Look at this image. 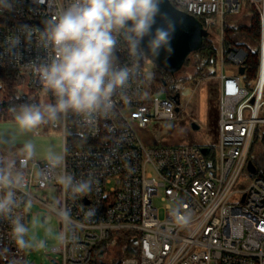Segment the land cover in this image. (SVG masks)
<instances>
[{"label": "built area", "instance_id": "2783aa9c", "mask_svg": "<svg viewBox=\"0 0 264 264\" xmlns=\"http://www.w3.org/2000/svg\"><path fill=\"white\" fill-rule=\"evenodd\" d=\"M169 1L192 16H210L207 29L215 20L222 27L217 47L218 149L146 141L143 131L155 119L173 118L178 99L155 97L161 89L154 62L144 68V61L135 60L120 38L116 66H139L126 92L131 100L113 98L114 117L62 115L64 162L59 167L35 155L21 164L22 154H0V159H15L24 175L18 196L59 217L60 241L44 248L57 254L52 264H264V179L251 172L249 179L244 176L256 128L264 124V0ZM67 2L19 0L15 12L0 14V70L28 72L33 85L43 87L32 68L50 53L40 38L43 20ZM245 5L259 14L258 74L247 86L240 68L248 52L228 41L223 28L224 19ZM22 26L34 31L25 33ZM13 36L19 37L15 46ZM144 71L152 78L141 84ZM65 174L76 181L89 179L92 189L74 193L59 182ZM160 191L166 201L163 218L154 204ZM88 209L95 210L91 219L85 215ZM16 213L25 223L31 219L23 204ZM125 233L137 243V253L107 258L101 245H118ZM26 252L11 240L10 221L0 218V264H27Z\"/></svg>", "mask_w": 264, "mask_h": 264}, {"label": "clouds", "instance_id": "9594fccd", "mask_svg": "<svg viewBox=\"0 0 264 264\" xmlns=\"http://www.w3.org/2000/svg\"><path fill=\"white\" fill-rule=\"evenodd\" d=\"M164 0H68L55 8L52 15L43 20L41 41L50 53L47 60L33 65L44 92L55 97V103L22 105L13 109L14 121L21 131H31L42 124L55 122L69 112L105 118L116 115L114 97L131 100L126 92L133 80L138 64L133 67H117L114 51L123 38L129 53L137 61H144V68L162 50L171 53V39L177 21L162 10ZM19 0H0V14L13 13ZM163 21L157 25V18ZM21 31L34 29L22 26ZM19 43L13 36L11 44ZM154 64V63H153ZM152 73L143 72L140 83L151 80ZM21 164L35 155L31 142L21 150ZM47 161L53 167L63 165L64 156L49 149ZM59 182L74 193L84 195L93 184L89 179L76 181L70 174L59 177ZM25 183L24 175L16 167L15 159H0V218L10 221V238L20 250L33 248L29 227L16 213L21 207L30 208L32 201L18 196ZM67 215V213H65ZM88 219L94 209L85 213ZM43 248L44 244H38Z\"/></svg>", "mask_w": 264, "mask_h": 264}, {"label": "rangeland", "instance_id": "374dc122", "mask_svg": "<svg viewBox=\"0 0 264 264\" xmlns=\"http://www.w3.org/2000/svg\"><path fill=\"white\" fill-rule=\"evenodd\" d=\"M254 18L259 14L256 7L245 5L243 10L236 14L227 16L224 19V32L229 27L249 26ZM212 19L209 18L208 22ZM215 25L207 29L208 35L214 40L218 47L219 36L222 27L218 21ZM240 34V35H239ZM237 32L236 41H248L247 37ZM258 38L249 40L248 43L254 48L257 46ZM198 63V64H197ZM199 62L198 53H190L183 67L176 73L167 77V87L157 91L155 97L163 98L167 94V89L172 88L179 95L177 100V109L174 117L170 119L153 120L143 131L145 139L148 142L160 145H190L208 150L213 148L217 151L219 145L218 118H219V80L217 79L218 70L215 75H205L203 78H197ZM209 71H212L211 69ZM26 79L20 86L13 89L0 91L1 100H13L12 102L22 105H42L46 103H55V97L49 92L45 93L43 87H34L29 85L28 72L23 73ZM10 92L11 94H9ZM12 96V97H11ZM23 98V100L21 99ZM19 110V108L17 109ZM196 126V127H195ZM71 128H69L70 130ZM264 128H261V132ZM260 132V133H261ZM31 142L35 147V156L46 159L49 149L54 153L62 154L63 147V116L55 122L42 124L31 131H21L15 124L14 119L0 121V154L11 156L22 154L21 150L25 143ZM73 139L69 138V143ZM252 147V146H251ZM253 145L252 153L256 150ZM262 148L260 149V152ZM244 176L250 178V171H244ZM164 192L160 191L154 199V204L159 209L160 217L163 218L166 201L162 200ZM54 204V203H53ZM31 219L26 223L29 227V238L33 242L32 251L27 250V264H52L56 259V253H46L44 248L50 249L57 245L61 237V228L59 226V217L51 210L40 204H32L30 207ZM46 219L42 222V217ZM44 247H38L39 243ZM119 245V244H118ZM111 242L107 248V258H118L123 255L122 246Z\"/></svg>", "mask_w": 264, "mask_h": 264}, {"label": "trees", "instance_id": "16d2710c", "mask_svg": "<svg viewBox=\"0 0 264 264\" xmlns=\"http://www.w3.org/2000/svg\"><path fill=\"white\" fill-rule=\"evenodd\" d=\"M198 19V21L202 24L203 28L207 30V27L209 25V22L207 21L210 16L202 15V16H194ZM215 25V22H213L210 25V28L212 29ZM237 32H242L241 35L244 37H247L248 41H236ZM226 38L231 43H239L242 45L248 52L247 60L245 61L244 71L241 73L242 78L244 80V84L247 86V82L249 80H253L257 77L258 74V67H259V57L258 52L256 48L252 47L249 42V40L256 39L259 37V20L258 18H254L251 22V25L249 26H239V27H228L226 29ZM240 35V34H239ZM199 54V62L201 63L198 66L197 74L195 75V81H197V78H203L206 74L207 75H215V73L218 70V50L216 44H214V40L211 38L210 35L205 37L202 41V44L200 47L193 51V53ZM192 53V52H191ZM188 59V56L186 60ZM185 60V62H186ZM198 64V63H197ZM154 69V77H155V83L157 86L160 87L161 90H163L167 83V77L166 72L163 71L162 68H158L155 64L153 65ZM212 71H209V70ZM171 76V75H170ZM26 79V76L23 73L11 71V70H0V91L6 90V89H13L17 86H20L22 82ZM28 83L32 86V89L35 88L33 86V80L31 75H28ZM165 86V87H164ZM11 94L10 92H8ZM174 95H177L174 89L169 88L167 89L166 96L172 97ZM12 97V96H11ZM23 100V98H21ZM13 100H1L0 101V121H8L11 119H14V113L13 109L20 108V104H16L12 102ZM264 128V124L258 125L256 128V132L254 135V139L252 142V147L249 152L248 162L251 161L256 171L254 173H251L252 176H259L264 179V131L261 132V128ZM261 132V133H260ZM255 143L257 145L256 150L254 153H252L253 145L255 147ZM262 148V151L260 152V149ZM129 233H125L121 237H119V246H122L123 254L126 256H134L137 253V243L133 242L129 238ZM109 244L108 242H104L101 247L107 249Z\"/></svg>", "mask_w": 264, "mask_h": 264}, {"label": "water", "instance_id": "95a60500", "mask_svg": "<svg viewBox=\"0 0 264 264\" xmlns=\"http://www.w3.org/2000/svg\"><path fill=\"white\" fill-rule=\"evenodd\" d=\"M162 10L175 19L177 25L171 39L172 52L168 53L162 50L159 57L153 58V62L174 73L183 66L187 56L200 47L203 39L208 36V32L197 18L176 8L169 0H164ZM162 23L163 21L158 17L156 26H160ZM243 71L244 68L241 67L240 72ZM175 97L179 99L178 94ZM247 168L251 173L256 171L251 161L248 162ZM42 222H44V217H42Z\"/></svg>", "mask_w": 264, "mask_h": 264}, {"label": "flooded vegetation", "instance_id": "af4514ba", "mask_svg": "<svg viewBox=\"0 0 264 264\" xmlns=\"http://www.w3.org/2000/svg\"><path fill=\"white\" fill-rule=\"evenodd\" d=\"M184 63H185V62H184ZM154 64H155L156 66H158V68H162V67H161L160 65H158L157 63L154 62ZM183 65H184V64H183ZM182 67H183V66H182ZM182 67H181V68H182ZM181 68H180V69H181ZM162 69H163V68H162ZM180 69H179V70H180ZM179 70L175 71L174 73L178 72ZM163 71L166 72V76H170V75L173 74V73H171L170 71H167V70H165V69H163Z\"/></svg>", "mask_w": 264, "mask_h": 264}, {"label": "bare ground", "instance_id": "6f19581e", "mask_svg": "<svg viewBox=\"0 0 264 264\" xmlns=\"http://www.w3.org/2000/svg\"><path fill=\"white\" fill-rule=\"evenodd\" d=\"M1 155H3V154H1ZM18 155H20V154H18Z\"/></svg>", "mask_w": 264, "mask_h": 264}, {"label": "crops", "instance_id": "0c3cea01", "mask_svg": "<svg viewBox=\"0 0 264 264\" xmlns=\"http://www.w3.org/2000/svg\"><path fill=\"white\" fill-rule=\"evenodd\" d=\"M218 79V78H217Z\"/></svg>", "mask_w": 264, "mask_h": 264}]
</instances>
